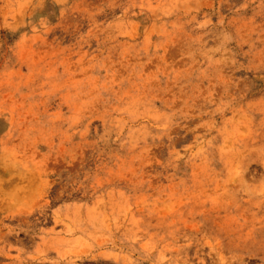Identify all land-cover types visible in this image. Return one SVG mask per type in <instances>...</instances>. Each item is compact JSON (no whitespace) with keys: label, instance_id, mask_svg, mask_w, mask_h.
Returning a JSON list of instances; mask_svg holds the SVG:
<instances>
[{"label":"rangeland","instance_id":"1","mask_svg":"<svg viewBox=\"0 0 264 264\" xmlns=\"http://www.w3.org/2000/svg\"><path fill=\"white\" fill-rule=\"evenodd\" d=\"M0 264H264V0H0Z\"/></svg>","mask_w":264,"mask_h":264}]
</instances>
